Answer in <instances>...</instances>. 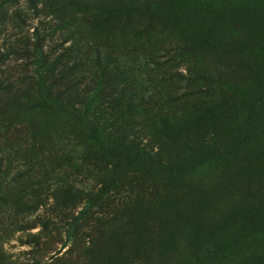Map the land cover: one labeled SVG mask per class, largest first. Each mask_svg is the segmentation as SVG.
<instances>
[{"label":"rangeland","instance_id":"rangeland-1","mask_svg":"<svg viewBox=\"0 0 264 264\" xmlns=\"http://www.w3.org/2000/svg\"><path fill=\"white\" fill-rule=\"evenodd\" d=\"M1 3L0 264H264V0ZM115 58L149 112L122 135L170 165L137 156L87 211L109 122L64 109L110 112Z\"/></svg>","mask_w":264,"mask_h":264},{"label":"trees","instance_id":"trees-1","mask_svg":"<svg viewBox=\"0 0 264 264\" xmlns=\"http://www.w3.org/2000/svg\"><path fill=\"white\" fill-rule=\"evenodd\" d=\"M3 10L4 6L1 3L0 12H2ZM158 64V66L164 67L168 63L164 61ZM125 68L126 67L123 66L122 62L118 61V58H115L114 71L112 73V76L110 77V81L112 82V92L110 96H113L114 99L110 102L111 106L109 105L107 107V109L111 110L110 112L105 111L106 109L102 108L99 105H95L94 107H92L90 103L88 107L79 108L72 104V101H68L66 105L67 108L64 109V113L66 114L65 120L68 122L67 124H71L78 128H89L91 131L96 132L97 129L101 128L99 126L104 125V121H106L105 123L109 122V125L105 126L102 130L103 132H106L102 136L103 144L109 142L107 151L102 152L101 150V158L104 163L100 164L95 160L86 161V164L82 165L83 169H81V172L86 171L92 173V171H89V168L91 166L98 168L101 166L102 168L100 171H103L107 167H111V169L104 170V176L106 180H103L101 182L100 187L95 185L89 189L87 187L76 189V195H83L87 198V202L84 207V209L86 208L87 211L93 207H102L105 201V197L110 192L111 188L123 187L126 184V168L132 167L134 171L145 170L136 168L140 165L135 161V158H137V156H140V158H143V160L146 159L145 156H149L151 159H155L157 161L154 164L161 165V167H164L166 169L169 168L168 166L170 165V163L162 164L160 160H158L159 158H157V153L154 150L153 146V148L150 149L141 141H138L136 139L127 140L126 135H122L127 125L122 123V121H124L122 119L123 116H129L136 122L141 116L147 115L149 113L143 106V104L139 103L133 94H130L129 86H122L128 81V73L131 71L130 67H127L128 70L123 71V69ZM124 73H126L127 77H124ZM169 74L176 75V73L172 70ZM69 90L70 89L66 88L64 94ZM126 93H129L130 95L127 96ZM117 100H123L126 104V111L121 115H119V113L118 115L114 113L116 106H113V103ZM119 111H121L120 107ZM101 122L102 125H100ZM97 135L98 134L96 133V136L94 135V137L98 138L99 136L97 137ZM118 137H121V139H117ZM118 143H121L120 148L117 146ZM68 157L69 156H65L64 159ZM68 189L70 188L68 187ZM103 220V217L99 218V221Z\"/></svg>","mask_w":264,"mask_h":264}]
</instances>
